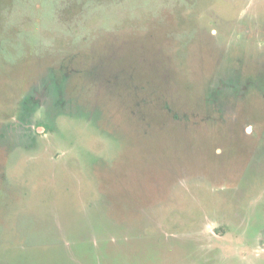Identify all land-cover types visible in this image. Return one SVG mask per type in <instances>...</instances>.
I'll use <instances>...</instances> for the list:
<instances>
[{"label":"rangeland","instance_id":"rangeland-1","mask_svg":"<svg viewBox=\"0 0 264 264\" xmlns=\"http://www.w3.org/2000/svg\"><path fill=\"white\" fill-rule=\"evenodd\" d=\"M0 264H264V0H0Z\"/></svg>","mask_w":264,"mask_h":264},{"label":"trees","instance_id":"trees-1","mask_svg":"<svg viewBox=\"0 0 264 264\" xmlns=\"http://www.w3.org/2000/svg\"><path fill=\"white\" fill-rule=\"evenodd\" d=\"M80 6H83V5L80 4ZM55 75H56V74H55ZM55 75H54V84H55V85H58V83H59V76H58V75L55 76ZM26 102H27V103H30V102H33V100H32V99H27ZM28 115H29V114H27V116H28ZM25 119H27V118H25Z\"/></svg>","mask_w":264,"mask_h":264}]
</instances>
